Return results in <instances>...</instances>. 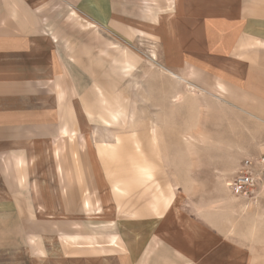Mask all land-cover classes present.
Segmentation results:
<instances>
[{"label":"crops","instance_id":"1","mask_svg":"<svg viewBox=\"0 0 264 264\" xmlns=\"http://www.w3.org/2000/svg\"><path fill=\"white\" fill-rule=\"evenodd\" d=\"M107 35L155 42L167 99L169 73L256 99L264 136V0H0V264H264V195L142 209L112 191L106 154L121 148L105 144V112L90 134L105 69L86 47Z\"/></svg>","mask_w":264,"mask_h":264},{"label":"rangeland","instance_id":"2","mask_svg":"<svg viewBox=\"0 0 264 264\" xmlns=\"http://www.w3.org/2000/svg\"><path fill=\"white\" fill-rule=\"evenodd\" d=\"M145 11L157 17L156 11ZM73 16L79 19L76 13ZM141 37L119 41L107 35L104 41L92 39L86 46L89 60L97 66L99 52L105 69L104 86L90 79L91 105L96 111L95 116L89 112L90 134L97 130L99 113L105 112V118L99 116L106 129L105 144L121 148L120 153L106 154L107 175L113 178L114 171L120 173V184L116 176L111 189L123 194V205L133 199L142 209L156 208L157 198L171 207L177 193L186 209H214L219 204L216 196L229 193L227 182L238 164L264 154L258 102L224 84L221 89L217 82L210 85L193 75L184 83L172 73L167 99L161 88L167 78L156 71L160 65L156 44ZM81 140L88 148L97 144V137ZM83 206L88 207V202ZM95 206L100 209L98 202ZM76 219L73 240L81 234V218ZM55 239L65 243L67 235L58 231Z\"/></svg>","mask_w":264,"mask_h":264},{"label":"built area","instance_id":"3","mask_svg":"<svg viewBox=\"0 0 264 264\" xmlns=\"http://www.w3.org/2000/svg\"><path fill=\"white\" fill-rule=\"evenodd\" d=\"M229 193L255 206L264 195V154L241 161L227 182Z\"/></svg>","mask_w":264,"mask_h":264}]
</instances>
